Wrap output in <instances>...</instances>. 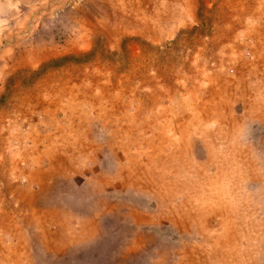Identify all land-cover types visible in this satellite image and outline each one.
I'll use <instances>...</instances> for the list:
<instances>
[{
    "label": "rangeland",
    "instance_id": "1",
    "mask_svg": "<svg viewBox=\"0 0 264 264\" xmlns=\"http://www.w3.org/2000/svg\"><path fill=\"white\" fill-rule=\"evenodd\" d=\"M0 264H264V0H0Z\"/></svg>",
    "mask_w": 264,
    "mask_h": 264
},
{
    "label": "crops",
    "instance_id": "2",
    "mask_svg": "<svg viewBox=\"0 0 264 264\" xmlns=\"http://www.w3.org/2000/svg\"><path fill=\"white\" fill-rule=\"evenodd\" d=\"M96 230V229H95Z\"/></svg>",
    "mask_w": 264,
    "mask_h": 264
}]
</instances>
